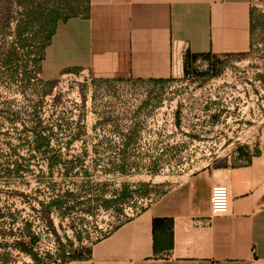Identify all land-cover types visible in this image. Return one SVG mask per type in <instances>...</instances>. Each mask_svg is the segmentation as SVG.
I'll return each instance as SVG.
<instances>
[{"label":"rangeland","instance_id":"rangeland-1","mask_svg":"<svg viewBox=\"0 0 264 264\" xmlns=\"http://www.w3.org/2000/svg\"><path fill=\"white\" fill-rule=\"evenodd\" d=\"M251 4L244 56L186 71L178 56L165 82L81 73L47 81L31 61L50 28L42 21L19 35L25 10L82 16L87 0H0V264H53L60 246L91 248L191 176L246 162L264 127V0Z\"/></svg>","mask_w":264,"mask_h":264},{"label":"crops","instance_id":"crops-1","mask_svg":"<svg viewBox=\"0 0 264 264\" xmlns=\"http://www.w3.org/2000/svg\"><path fill=\"white\" fill-rule=\"evenodd\" d=\"M251 0H89L88 18L59 22L42 76L87 74L94 81H160L186 53L246 54ZM241 165L206 169L176 186L65 264H264V127ZM230 189V211L214 217L210 193ZM173 222L164 250L163 223ZM157 237V252L156 239ZM169 244V243H168Z\"/></svg>","mask_w":264,"mask_h":264},{"label":"trees","instance_id":"trees-1","mask_svg":"<svg viewBox=\"0 0 264 264\" xmlns=\"http://www.w3.org/2000/svg\"><path fill=\"white\" fill-rule=\"evenodd\" d=\"M26 14V21L24 22L23 25H19V35H22L24 31L28 30L34 23H41L42 21L45 22V25L47 24L50 28V31L47 33V35L38 43V54H37V58L35 57L32 61L31 64L34 68V73L35 75H42V63L44 61V56H45V50L47 47L50 46L52 38L54 37L56 30H57V26L59 24V22H66L68 19L70 18H77V17H82V18H88L89 17V0H87V7L86 9L83 11V15L82 16H72V17H65L62 18L61 15H59L58 13V9L57 8H53V9H44L43 6L39 5L36 6L35 9H31L30 11H28L27 9L25 10ZM252 29H253V25H252ZM19 45L22 49H24L26 47V44H24L23 42H19ZM19 45L16 44V46L11 49L9 52H7V54H4L3 57V63L4 64H9L11 63L15 57H17V52H16V48H19ZM27 49V57L30 58L33 51V47H26ZM245 54H241V55H236L234 57H241L244 56ZM230 56V55H228ZM231 57V56H230ZM217 58L215 56L212 55H191L190 53H186L184 55V69L186 71V69L188 68H192L194 66L195 63H197L200 60H210V59H214ZM30 64V63H29ZM26 67L24 68L25 71H23V78L26 81H30L31 78L28 76V68L29 65L26 61ZM167 80H160V81H154V82H165ZM43 85H48V83H44ZM124 154V152H123ZM241 154L243 155V152H241ZM248 158V156H247ZM127 163H125V161L121 162V165H119L117 168L119 170L120 173L122 174H127ZM70 196V194H67ZM73 196V195H71ZM52 204L54 206H56L57 209H60V200L59 198L56 200H53ZM159 223H163L165 225V227L169 230V231H164V234L162 236V238L164 239V250H169L170 248H172L173 245V235H172V227H173V222L172 221H154V229L156 228V226ZM35 242V239H32ZM155 245H156V252H157V237L155 239ZM169 243V244H168ZM24 253H26L28 256H30L36 263H40V260L38 259L37 255L35 254L33 249H27L26 247L24 249H22ZM60 255L63 256L64 255V251L65 248L64 246H60ZM90 253V248L89 249H82L79 253L77 252H73V255L71 257V260H79V259H84L87 258L89 256Z\"/></svg>","mask_w":264,"mask_h":264},{"label":"built area","instance_id":"built-area-1","mask_svg":"<svg viewBox=\"0 0 264 264\" xmlns=\"http://www.w3.org/2000/svg\"><path fill=\"white\" fill-rule=\"evenodd\" d=\"M210 209L214 217H223L230 211V189L227 185H216L212 187L210 193ZM73 251L65 249L64 255L55 259L53 264H65L71 260Z\"/></svg>","mask_w":264,"mask_h":264}]
</instances>
